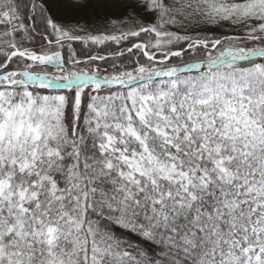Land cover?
<instances>
[{"label": "snow or ice", "instance_id": "obj_1", "mask_svg": "<svg viewBox=\"0 0 264 264\" xmlns=\"http://www.w3.org/2000/svg\"><path fill=\"white\" fill-rule=\"evenodd\" d=\"M0 264H264V0H0Z\"/></svg>", "mask_w": 264, "mask_h": 264}, {"label": "trees", "instance_id": "obj_2", "mask_svg": "<svg viewBox=\"0 0 264 264\" xmlns=\"http://www.w3.org/2000/svg\"><path fill=\"white\" fill-rule=\"evenodd\" d=\"M77 47H78V45H77Z\"/></svg>", "mask_w": 264, "mask_h": 264}]
</instances>
